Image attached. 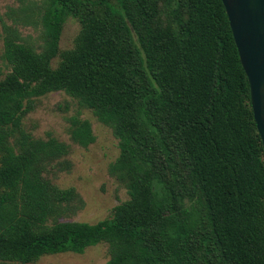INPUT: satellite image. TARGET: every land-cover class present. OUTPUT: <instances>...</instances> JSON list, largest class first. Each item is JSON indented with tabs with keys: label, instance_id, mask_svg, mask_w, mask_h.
<instances>
[{
	"label": "trees",
	"instance_id": "trees-1",
	"mask_svg": "<svg viewBox=\"0 0 264 264\" xmlns=\"http://www.w3.org/2000/svg\"><path fill=\"white\" fill-rule=\"evenodd\" d=\"M44 2V52L5 42L0 264L83 254L101 242L111 248L106 264H264V147L222 0ZM163 3L171 8L166 25ZM69 16L80 32L62 51ZM59 91L118 141L110 171L129 199L110 220L46 225L74 198L43 178L69 146L23 133L19 151L9 145L31 100ZM70 121L74 142L96 141L88 121Z\"/></svg>",
	"mask_w": 264,
	"mask_h": 264
},
{
	"label": "rangeland",
	"instance_id": "rangeland-1",
	"mask_svg": "<svg viewBox=\"0 0 264 264\" xmlns=\"http://www.w3.org/2000/svg\"><path fill=\"white\" fill-rule=\"evenodd\" d=\"M47 9L44 0H0V80L11 68L4 58L5 42H16L32 47L38 54L45 50L46 42L42 17ZM161 19L166 25L171 20V8L162 4ZM80 32V22L69 16L64 24L60 41L62 51L71 50ZM60 59L52 61L57 68ZM88 121L96 141L82 147L71 137L72 118ZM19 133L9 140V145L19 151L20 133L32 140L46 141L54 138L69 146V152L48 165L43 178L61 190H74V198L60 203L57 212L46 225L65 222H85L98 224L110 220L114 209L128 201L125 185L110 171V166L118 159V141L110 128L103 125L93 112L83 108L78 101L63 91L49 93L34 98L30 110L23 116ZM190 207V202L186 201ZM111 248L105 243L88 248L83 254L61 253L45 255L27 264H106L111 258ZM2 264H23L3 262Z\"/></svg>",
	"mask_w": 264,
	"mask_h": 264
},
{
	"label": "water",
	"instance_id": "water-1",
	"mask_svg": "<svg viewBox=\"0 0 264 264\" xmlns=\"http://www.w3.org/2000/svg\"><path fill=\"white\" fill-rule=\"evenodd\" d=\"M250 85L251 105L264 147V0H222Z\"/></svg>",
	"mask_w": 264,
	"mask_h": 264
}]
</instances>
